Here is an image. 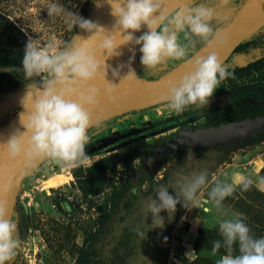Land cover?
<instances>
[{"label":"clouds","instance_id":"1","mask_svg":"<svg viewBox=\"0 0 264 264\" xmlns=\"http://www.w3.org/2000/svg\"><path fill=\"white\" fill-rule=\"evenodd\" d=\"M221 2L228 6L231 0ZM103 3L110 6L111 15L115 17L110 29L62 5L52 3L48 6L49 17H61L69 31L79 28L88 35L87 38L75 36L73 42L64 43L59 50L52 41L46 47L30 39L27 42L22 65L24 79L29 84L20 101L23 111L18 114L24 131L17 129L3 144L10 158H24L33 167L37 162L53 164L63 170L89 166L86 145L90 142L89 129L93 126L91 109L98 105L101 96L93 82H106L104 92L111 97L117 85L108 80L109 71L120 81L139 79L132 68L137 45L141 46L140 61L147 72L166 61L185 62L191 66L178 82H169L167 96L162 97L167 107L177 114L189 106L208 107L221 82L234 78V73L221 64L214 51L194 59L191 56L197 43L214 49L226 40V33L212 23L216 17L215 8L207 3L180 6L171 13L162 11L164 0H100L97 7H102ZM144 27L147 31L137 37L135 33ZM122 46H131L132 56L126 64L113 68L106 61L122 56ZM124 68L127 74L121 76ZM36 77L38 83L34 81ZM147 163L150 166L152 159L148 158ZM208 176L207 171H200L158 186L154 190L158 200L148 197L145 214L147 217L152 213V225L135 229L140 239H145L151 228L164 227L162 211H167L172 219L178 204L189 211L201 207L202 203L220 209L237 186L247 191L254 183L248 177H237L232 182L216 180L208 191V199L201 202L199 192L208 184ZM256 187L264 191V178L259 179ZM169 188L175 191V196L169 194ZM203 210L209 212L211 208ZM7 213L6 202L0 201V264H11L20 247L15 235L16 224L7 219ZM218 229L222 239L214 241L211 250L213 257L219 256L215 264H264V237L255 238L251 234L242 214L218 221ZM185 255L189 256L190 252Z\"/></svg>","mask_w":264,"mask_h":264},{"label":"rangeland","instance_id":"2","mask_svg":"<svg viewBox=\"0 0 264 264\" xmlns=\"http://www.w3.org/2000/svg\"><path fill=\"white\" fill-rule=\"evenodd\" d=\"M93 2L94 0H0V18L6 20L27 39L39 43L42 47H46L49 41H52L59 50L60 46L70 41L76 28L69 31L61 17H49L48 6L52 3L59 4L85 17ZM197 3H207L208 6L215 8L216 17L212 23L217 29L222 28L234 16L238 7L234 0H231L228 6H224L221 0H193L188 6ZM203 46L197 43L196 50L191 56ZM181 63L166 61L160 65L163 66L161 73L167 70L165 67L173 70ZM156 71L157 68L147 72L142 66L138 76L144 78L156 76ZM244 83L241 81L240 84ZM150 113L151 111L144 113L143 116ZM139 115L137 114L138 117ZM160 138H155L154 144L150 142L143 155H133L132 158L129 157L132 152L117 150L111 151L104 158L91 156L89 166L77 169L63 170L59 166L43 163L34 175L23 182L16 204L18 214L14 223L17 229L19 224L20 229L17 236L21 252L19 264L107 262L110 250L107 231H102L103 234L101 232L93 239H89L88 232L94 219L98 218L97 211L103 210V202L108 198L112 199V185L106 183L104 194L92 198L94 209H90L86 196L79 190L82 187L79 183L74 185L73 177L74 173L79 177L85 176L88 168L98 165L105 166L107 178L122 177L123 173L129 174L135 182L134 188H138V193L132 200L134 207L126 215L124 227L127 231L124 228L118 232L120 238L127 237L123 245L128 243L130 247L132 246L128 251L123 250L125 254L127 252L131 255L125 264H215L219 256L211 255L213 242L222 239L218 221L231 218L237 213L242 214L244 222L255 238L264 237V191L256 187L259 179L264 178V138L256 137L239 142L222 152L217 162L208 169V184L200 190L199 198L201 202L208 199V191L216 180L227 179L228 182H232L237 177H248L254 183L247 191L237 186L233 195L225 199L220 209L202 203L201 207L189 211L178 204L172 219H169L167 211L160 213L164 219L163 228L153 227L147 231L145 239H137L133 234L135 227L152 225V213L149 212L145 217L148 197L153 196L158 200L156 194L146 193L147 185L154 182L155 178H159L156 174L161 176L164 173L160 163L163 165L170 157L156 152L155 148L161 141ZM185 152L178 154L186 157ZM120 155L124 158H119ZM148 158L152 159L150 166L147 163ZM55 174L65 175L66 183L60 188L45 189L44 181ZM172 176L175 174H169V178H173ZM56 203H59V209ZM209 207L211 211L203 210ZM188 252L190 255L186 257L185 254ZM220 253H224L223 248Z\"/></svg>","mask_w":264,"mask_h":264},{"label":"flooded vegetation","instance_id":"3","mask_svg":"<svg viewBox=\"0 0 264 264\" xmlns=\"http://www.w3.org/2000/svg\"><path fill=\"white\" fill-rule=\"evenodd\" d=\"M246 1L234 0L235 5L238 4L237 11ZM28 41L29 39L24 34H21L16 28L8 24L6 20L0 18V101L29 84L24 79L22 65L24 49ZM225 64L224 67L228 70L240 67L248 68L251 64H257L258 68L264 70V28L245 40ZM162 68L163 66H159L156 76L147 78L155 79L171 71V69L168 70L169 67H165L167 70L161 73ZM228 79L222 81L217 87L208 107L197 108L189 106L185 111L177 114L165 104L143 111L131 112L97 125L89 130L91 139L89 144L86 145V154L89 157L100 156L104 158L111 151L124 150L125 152H132L129 155L132 158L133 155H143L149 148L150 142L154 144L155 138L162 137L155 150L159 154L169 155L170 157L167 158L163 165L160 163V168H163L164 173L161 176L156 174L159 178H155L154 182L152 181L147 185L148 190L146 193L153 195H155L154 190L158 186L171 184L181 177L198 174L200 171H208L221 157L225 149L234 147L244 140L225 146H218L215 149L183 148L180 152L187 150L184 153L186 157L180 156L178 151L162 153L159 152V148L179 130L186 127L197 130L201 127H218L235 121L264 116V114L249 116L250 106L253 109L264 110V77L259 76V73H255V75H249L242 79ZM35 80L39 81V78L36 77L34 78ZM259 80L262 83L257 85L255 81ZM241 81L243 83L247 81V83L241 85ZM244 108H247V113L244 112ZM20 109L21 107L13 106L0 114V130L11 122ZM149 111H151L150 114L143 116L144 113ZM136 113L140 114L139 117ZM243 114H246L247 118L237 119L239 115ZM137 117L138 119H136ZM256 137L264 138V131L253 135L247 140ZM119 158L123 159L124 157L120 155ZM105 171L104 165H98L88 168L85 176L79 177L74 173V185L80 184L82 188L79 190L86 196V202L90 209H94L92 198L104 194L106 183L112 185V199L109 200L108 198V200L103 202V210L99 209L97 211L98 218L94 219L88 233H90L89 239H93L95 236L100 235L102 231H107L110 250L108 251V259L105 264H125V261L131 255L127 252L125 254L123 250L128 251L132 246L130 247L128 243L123 245L124 239L127 237L120 238L118 235L121 229L125 228L124 223L127 220V213L131 212L134 207L132 200L137 195L138 188H134L135 182L129 174L123 173L122 177L107 178ZM121 172L124 171L121 170ZM171 173L175 174V176H172L173 178H169ZM169 193L175 195V191L172 188H169ZM116 194H119L120 197L116 198ZM58 205L59 203H56V207L59 209ZM17 214L16 205L12 217L13 222H15ZM101 218H103V223H101ZM135 229L136 227L133 230L135 231L133 234L137 239H140ZM125 230L127 231V228ZM19 233L18 224V229L15 233L16 237L19 236ZM19 249L11 264H19L21 259Z\"/></svg>","mask_w":264,"mask_h":264},{"label":"water","instance_id":"4","mask_svg":"<svg viewBox=\"0 0 264 264\" xmlns=\"http://www.w3.org/2000/svg\"><path fill=\"white\" fill-rule=\"evenodd\" d=\"M193 0H164L162 11L171 13L180 6H188ZM100 0L93 2L85 15V19L98 23L105 28L110 29L115 22V17L111 15V8L107 3L102 7H97ZM264 28V0H247L244 5L234 14L231 20L224 25L221 30L226 33V40L223 44L214 49H207L206 46L200 48L193 56H206L210 52H215L221 64L225 66L226 61L233 55L236 49L248 38L252 37L258 31ZM147 31L142 28L141 32L135 33L137 37ZM87 33L76 28L69 42H73L75 36L87 38ZM131 47V46H129ZM129 47H123L120 51L123 55L113 57L106 63L116 68L121 63H127L132 56ZM135 46V59L132 63L137 77L136 80H121L113 78L111 71L108 74V80L117 85L116 92L110 97L104 92L106 82L96 80L94 86L100 89L101 96L99 103L91 109L93 126L114 119L116 117L155 108L167 104L165 99L168 93L169 82H178L185 74L191 70V66L182 62L179 66L168 73L155 78L148 79L138 76L141 73L142 64L140 61L141 53ZM127 74V68L121 70V76ZM35 82H39L35 80ZM28 84L0 101V114L11 107H21V98L27 90ZM23 111L21 107L20 111ZM0 130V201L6 202L8 213L7 219L12 221L14 210L18 201L19 192L23 182L35 174L38 168L43 164L37 162L36 166H30L24 158H10L5 143L10 136L19 129L24 131L18 121V114ZM90 128L89 130H91ZM264 131V116L250 118L243 121H235L218 127H201L197 130L186 127L179 130L168 141L159 148V152L180 151L183 148H202L215 149L218 146H225L241 140H247L255 134Z\"/></svg>","mask_w":264,"mask_h":264},{"label":"trees","instance_id":"5","mask_svg":"<svg viewBox=\"0 0 264 264\" xmlns=\"http://www.w3.org/2000/svg\"><path fill=\"white\" fill-rule=\"evenodd\" d=\"M230 72L234 73V78L233 79H242L243 77H247L249 75H255V73H259V76L261 77H264V70L261 69V68H258L257 67V64H251L248 68H236V69H231L229 70ZM230 79V78H229ZM228 79V80H229ZM255 83L257 85L261 84L262 81L259 80V81H255ZM252 106H250V112H249V116H257L259 114H264V110L262 109H253L251 108ZM244 112L247 113V108H244ZM260 111H263L260 113ZM244 118H247L246 117V114L244 115H239L237 119H244ZM120 195L119 194H116V198H119ZM101 223H103V218H101Z\"/></svg>","mask_w":264,"mask_h":264},{"label":"bare ground","instance_id":"6","mask_svg":"<svg viewBox=\"0 0 264 264\" xmlns=\"http://www.w3.org/2000/svg\"><path fill=\"white\" fill-rule=\"evenodd\" d=\"M66 181H67V178L65 175L55 174V175L49 177L46 181H44L43 187L45 189L59 188V187L63 186L66 183Z\"/></svg>","mask_w":264,"mask_h":264},{"label":"crops","instance_id":"7","mask_svg":"<svg viewBox=\"0 0 264 264\" xmlns=\"http://www.w3.org/2000/svg\"><path fill=\"white\" fill-rule=\"evenodd\" d=\"M148 79H150V78H148Z\"/></svg>","mask_w":264,"mask_h":264}]
</instances>
